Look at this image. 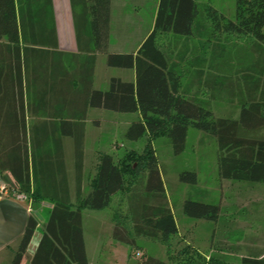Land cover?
<instances>
[{"label": "trees", "instance_id": "1", "mask_svg": "<svg viewBox=\"0 0 264 264\" xmlns=\"http://www.w3.org/2000/svg\"><path fill=\"white\" fill-rule=\"evenodd\" d=\"M90 2L73 14L76 39L89 35L94 49L71 56V68L69 56L52 51L56 59L48 68L49 53L28 46L29 38L20 36L14 0H0V40L4 36L8 40L0 43V173H10L16 191L26 194L31 204L45 199L53 203L27 264H88L82 211L102 210L114 196L121 198L112 215L115 241L129 248L139 239L167 244L177 233V224L153 143L168 139L178 155L184 151L189 128L216 140L220 181L264 185V0H236L234 20L200 0H159L151 32L135 54L126 55L107 52L110 0ZM235 35L249 38L251 44L230 41ZM161 39L168 41L167 47ZM96 54L106 55L110 67L133 68L135 83L112 79L108 91L93 90ZM216 100L238 110L237 118L232 113L215 116ZM89 108L138 113L125 138L137 142L145 137L147 143L142 154L133 152L117 163L111 155H100L85 195L82 173ZM65 139L74 146V202L61 175ZM179 181L196 186V171L180 172ZM193 195L207 194L196 191L184 200L186 217L222 220L226 207L193 200ZM37 225L30 214L11 264H22ZM256 241L248 237L243 247L235 244L226 251H245L241 264H264V235L262 247ZM179 257L175 264H230L221 255L206 260L189 246ZM143 264L173 263L147 258Z\"/></svg>", "mask_w": 264, "mask_h": 264}, {"label": "rangeland", "instance_id": "2", "mask_svg": "<svg viewBox=\"0 0 264 264\" xmlns=\"http://www.w3.org/2000/svg\"><path fill=\"white\" fill-rule=\"evenodd\" d=\"M200 1L210 4L226 18L234 20L236 0ZM154 8L155 6L152 4L143 7L140 16L141 27L145 29L149 27L152 17L151 10ZM230 41L246 45L251 44L249 38H242L236 35L231 36ZM160 43L162 46L167 47L168 41L161 39ZM202 95L206 96L208 94L203 91ZM212 105L215 116H224L227 113H232L237 118L238 110L230 106L226 101L216 100L212 102ZM116 116L120 117L117 118L119 119L117 120L118 122H115L118 126L115 127L114 137L116 141L113 143V148H98L95 142L98 136L105 138L107 135H111V130L105 129L104 132L99 134L93 131L87 133V139L84 142V159L86 158L87 164H85V170L83 167L82 173L85 191L87 189L90 190V181L95 176L93 173H96V168L93 170L94 167L91 165L95 162L94 159L96 157L109 151L114 162L117 163L133 152L139 155L142 154L146 147L147 139L145 137L137 142H131L125 138L128 124L137 117L119 114ZM108 120H112V118ZM153 149L162 173L167 202L175 217L177 233L171 237L167 244L139 239L136 240V247L134 248L122 245L117 252L111 254L110 260L108 258L107 260L105 259L103 264H124L125 259L122 253V248L124 247H127L128 251L126 264H143L147 258L170 261L175 264L177 262L176 258L180 256L181 251L188 246L197 250L206 260H209L211 255H221L225 256L230 264H241L240 261L245 257L246 252L231 253L226 251L228 246L231 248V245L237 244V246L243 247L248 237H254L258 239L256 245L262 247L263 243L261 241L264 235V189L257 185H246L247 187L240 185L242 187H239V185L219 180L216 164L217 143L213 137L189 128L182 153L175 155L170 141L165 138L155 141ZM63 154L65 165L64 173L61 175L72 183L75 178L72 140H64ZM186 170L196 171L198 177L196 186H190L179 181L180 172ZM61 175L59 174L58 177L60 178ZM196 191L206 192L207 195H193V200L220 203L223 207H226V209L222 210V220L218 223H210L190 219L183 214L182 204L184 200ZM120 200V196H114L108 207L102 210H85L82 213L83 221L88 231V255L93 264L98 242V239L95 238V233H100L101 235L106 233L102 237L107 240L106 238H108V232L111 228L109 225L114 224L112 215L120 206ZM22 201L26 202L25 199ZM31 205L33 206V204ZM32 206H30V214H33ZM45 215L47 214L45 213ZM222 235H227V238L221 237Z\"/></svg>", "mask_w": 264, "mask_h": 264}, {"label": "crops", "instance_id": "3", "mask_svg": "<svg viewBox=\"0 0 264 264\" xmlns=\"http://www.w3.org/2000/svg\"><path fill=\"white\" fill-rule=\"evenodd\" d=\"M14 2L17 11V20L20 25V36L23 35L29 38L28 46L49 53L47 54L48 68L53 66L52 58L56 59V56H51L52 51L69 56V68H71V56L80 53L85 54V52H90L91 49H94L89 35L83 34L84 36L82 35L83 37L79 41L76 39L73 14L74 11L78 12V6H82L84 3L91 6L92 2L90 0H14ZM158 3L159 0H110L107 52L109 54L119 55L135 54L153 28ZM150 4L154 5L155 8L151 10L152 17L150 25L145 29L141 27L142 21L140 16L143 7ZM89 20L90 22L93 21L91 11H89ZM0 43H8L7 37H2ZM66 59L67 57H65V65L67 63ZM112 79H118L123 83H135V70L133 68L110 67L106 63V55L96 54L92 84L93 90L101 92L108 91ZM46 98L50 99V93L47 94ZM117 114L137 117L128 124L127 129L133 122L139 119L138 113H118L103 108H89L85 120V140L89 132L93 131L99 134L100 132H104L105 129H108L111 130V135H107L105 138L98 136L95 139L96 146L103 149L113 148V143L116 141L114 137L115 127L118 126L115 122L120 117L116 116ZM109 118H112V120H108ZM105 154H109V151ZM99 156L91 164L94 167L93 170H95L99 163ZM85 164H87L86 158L83 160L84 170ZM238 185L239 187H242L240 185L247 187V184ZM0 186H6L8 189L6 194L0 198V264H11L14 251L25 231L30 216V206L32 205L31 201L24 202L19 200L11 192L16 187L10 173H0ZM257 186L264 189V186L261 184ZM82 188L85 195L90 192V190L87 189L85 191L84 189V179H82ZM68 190L72 202H74L75 181L72 183L68 182ZM52 205L53 203L47 199L41 200L39 203L33 205V216L36 218L38 225L24 255L22 264H27L33 257ZM109 226L111 228L109 229L107 240H104L102 237L106 233L101 235L93 231L95 238L98 239L94 264H103L107 258L110 260L111 254L117 252L122 245H125L114 240V224ZM87 232L86 225L83 221V239L86 256L88 264H93L88 255ZM126 248H122L123 258L125 259L124 264L128 261L126 258L128 255Z\"/></svg>", "mask_w": 264, "mask_h": 264}, {"label": "built area", "instance_id": "4", "mask_svg": "<svg viewBox=\"0 0 264 264\" xmlns=\"http://www.w3.org/2000/svg\"><path fill=\"white\" fill-rule=\"evenodd\" d=\"M8 191L6 186H0V198L6 194V192ZM11 192H13L14 196L19 199V200H26L29 201V198L26 194L24 193H20L18 191H16V189L11 190ZM30 202V201H29Z\"/></svg>", "mask_w": 264, "mask_h": 264}]
</instances>
